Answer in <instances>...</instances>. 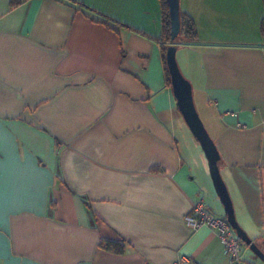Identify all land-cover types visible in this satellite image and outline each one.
Returning a JSON list of instances; mask_svg holds the SVG:
<instances>
[{"label": "crops", "instance_id": "0c3cea01", "mask_svg": "<svg viewBox=\"0 0 264 264\" xmlns=\"http://www.w3.org/2000/svg\"><path fill=\"white\" fill-rule=\"evenodd\" d=\"M11 1L0 264H228L215 230L186 222L201 198L224 210L167 82L163 0ZM179 3L197 40L176 53L240 225L264 250L263 0Z\"/></svg>", "mask_w": 264, "mask_h": 264}, {"label": "water", "instance_id": "95a60500", "mask_svg": "<svg viewBox=\"0 0 264 264\" xmlns=\"http://www.w3.org/2000/svg\"><path fill=\"white\" fill-rule=\"evenodd\" d=\"M166 2L170 17V39L174 41L180 32V3L179 0H166ZM176 52L177 45L170 43L164 54L176 108L205 156L213 189L223 206L224 216L235 231L236 236L250 250L252 259L260 260L264 264V250L255 243L236 218L232 199L220 171L218 148L199 115L194 101L192 84L183 75L176 59Z\"/></svg>", "mask_w": 264, "mask_h": 264}, {"label": "built area", "instance_id": "2783aa9c", "mask_svg": "<svg viewBox=\"0 0 264 264\" xmlns=\"http://www.w3.org/2000/svg\"><path fill=\"white\" fill-rule=\"evenodd\" d=\"M186 222L192 229L201 226L213 228L223 246L228 264H244V243L236 236L226 217L212 213L202 198L193 204Z\"/></svg>", "mask_w": 264, "mask_h": 264}, {"label": "trees", "instance_id": "16d2710c", "mask_svg": "<svg viewBox=\"0 0 264 264\" xmlns=\"http://www.w3.org/2000/svg\"><path fill=\"white\" fill-rule=\"evenodd\" d=\"M12 5L16 4L18 0H12ZM264 4V0H263ZM260 33L262 36H264V15L262 18V22L260 25ZM197 40V33L196 29L194 27L193 21L182 15L180 13V32L176 39L174 41H171L170 39V17H169V10H168V4L166 0L162 1V16H161V34L158 37V41L160 42L162 52L165 54L166 47L170 43H189V42H195ZM167 70V69H166ZM167 82L170 85L169 75L167 73ZM100 246L110 249L117 252H122L123 247L122 244L116 241L112 240H102L100 242Z\"/></svg>", "mask_w": 264, "mask_h": 264}, {"label": "rangeland", "instance_id": "374dc122", "mask_svg": "<svg viewBox=\"0 0 264 264\" xmlns=\"http://www.w3.org/2000/svg\"><path fill=\"white\" fill-rule=\"evenodd\" d=\"M263 13H264V5H263ZM264 15V14H263ZM150 23V22H149ZM176 59H177V62H178V64H179V67H180V69H181V71H182V73H183V75L188 79V77L186 76V74H185V72H184V70H183V68H182V65H181V61H180V53H176ZM196 108H197V110H198V107L196 106ZM199 111V110H198ZM195 143V146L197 147V152H198V154L196 155L198 158H200L202 161H203V163L205 164V167H204V170H205V172L206 173H208V176H209V170H208V165H207V161H206V159H205V156H204V154H203V152H202V150H201V148H200V146H199V144H197L196 143V141H194ZM215 192V191H214ZM235 207H234V211H235ZM235 215H237L236 213H235ZM236 218H237V220H238V222L239 223H241L240 222V220H239V218L236 216ZM243 225V224H242ZM248 253H250V250L248 249ZM257 263L258 264H262L261 263V261L260 260H257Z\"/></svg>", "mask_w": 264, "mask_h": 264}, {"label": "snow or ice", "instance_id": "6c2138e0", "mask_svg": "<svg viewBox=\"0 0 264 264\" xmlns=\"http://www.w3.org/2000/svg\"><path fill=\"white\" fill-rule=\"evenodd\" d=\"M3 194H4V166L3 163L0 162V200H2Z\"/></svg>", "mask_w": 264, "mask_h": 264}]
</instances>
